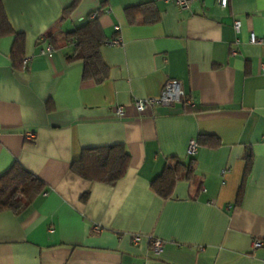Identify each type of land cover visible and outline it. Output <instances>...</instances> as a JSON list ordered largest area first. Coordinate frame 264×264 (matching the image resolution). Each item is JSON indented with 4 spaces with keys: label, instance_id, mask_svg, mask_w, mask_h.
Masks as SVG:
<instances>
[{
    "label": "crops",
    "instance_id": "0c3cea01",
    "mask_svg": "<svg viewBox=\"0 0 264 264\" xmlns=\"http://www.w3.org/2000/svg\"><path fill=\"white\" fill-rule=\"evenodd\" d=\"M1 1L31 60L16 68L14 37L0 36V175L20 162L44 190L22 213L0 212V264H264V245L253 247L264 241V0L226 8L193 0L187 9L175 0H81L63 21L72 0ZM147 2L159 20L129 22L126 8ZM94 11L109 66L99 84L83 77L76 35L67 34ZM118 36L121 44H107ZM171 79L182 101L136 110L135 100L159 96ZM193 139L190 176L157 195L153 180L174 159L190 162ZM114 144L131 156L121 180L93 182L71 169L84 148ZM149 237L164 242L160 255Z\"/></svg>",
    "mask_w": 264,
    "mask_h": 264
},
{
    "label": "trees",
    "instance_id": "16d2710c",
    "mask_svg": "<svg viewBox=\"0 0 264 264\" xmlns=\"http://www.w3.org/2000/svg\"><path fill=\"white\" fill-rule=\"evenodd\" d=\"M81 0H72L71 4L62 11L60 20L69 18L71 12L80 4ZM90 15V14H89ZM88 18L76 26L73 32L76 42L72 59L82 60L84 63L83 77L93 79L97 84L109 76V66L106 64L101 48L104 44L103 30L97 19ZM127 19L131 23L150 24L159 20V14L151 2L141 3L126 8ZM13 35L11 59L16 68L22 69L26 37L23 32L13 29L0 0V36ZM52 43L55 39L50 36ZM200 144V139H195ZM214 141L211 145H216ZM194 156V155H193ZM193 156L190 162L174 159L152 182L154 192L167 198L172 193L175 184L190 176L193 167ZM130 153L124 144H114L84 148L79 159L71 164V169L83 178L100 183L114 184L127 173ZM245 178L250 171L252 154L246 156ZM44 190L43 183L33 173L28 171L20 162L13 165L0 175V212L11 211L20 214L25 211L34 199ZM241 192L238 194L240 199ZM84 200V196L82 197Z\"/></svg>",
    "mask_w": 264,
    "mask_h": 264
},
{
    "label": "built area",
    "instance_id": "2783aa9c",
    "mask_svg": "<svg viewBox=\"0 0 264 264\" xmlns=\"http://www.w3.org/2000/svg\"><path fill=\"white\" fill-rule=\"evenodd\" d=\"M176 4L181 9H187L190 7L193 0H175ZM229 0H217V3L223 7L226 8L228 5ZM99 16L98 11H94L90 13L89 18L90 19H96ZM235 29L238 31L240 28V22L236 21L234 24ZM118 29V28H117ZM250 41L252 43H260L262 42L261 39H257L255 34H251ZM122 39L121 37H115L111 40L107 41V44L109 45H119L121 44ZM52 47L49 45L47 52H51ZM45 51H43L44 53ZM233 54H236L237 51L233 50ZM30 57H24L22 62V69H26L28 67V64L30 62ZM185 97V92L182 89V86L180 82L177 80L171 79L167 80L162 88V91L159 96L153 97V98H147V99H137L134 101V105L136 107V110L138 112H142L146 109L147 106H156V105H172L174 103L180 102ZM117 116H123L124 115V108L122 106L117 107L116 110ZM35 137L34 133H28L27 138L33 139ZM198 150V143L195 139L190 140L187 145V154L190 156H193L196 154ZM140 235H135L133 237V241L135 243H138L140 240ZM150 243H151V249L156 255H160L163 252L164 248V242L161 239L149 237ZM264 245V241L262 240H254L253 241V247H260Z\"/></svg>",
    "mask_w": 264,
    "mask_h": 264
}]
</instances>
